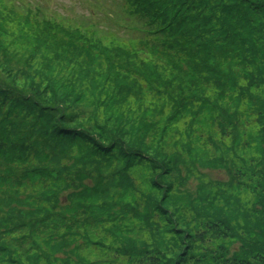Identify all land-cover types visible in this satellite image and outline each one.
<instances>
[{"label": "trees", "instance_id": "trees-1", "mask_svg": "<svg viewBox=\"0 0 264 264\" xmlns=\"http://www.w3.org/2000/svg\"><path fill=\"white\" fill-rule=\"evenodd\" d=\"M109 2L0 6V264H264V0Z\"/></svg>", "mask_w": 264, "mask_h": 264}, {"label": "rangeland", "instance_id": "rangeland-1", "mask_svg": "<svg viewBox=\"0 0 264 264\" xmlns=\"http://www.w3.org/2000/svg\"><path fill=\"white\" fill-rule=\"evenodd\" d=\"M23 4L21 6H15L16 10L21 11L22 14H27L24 9L27 4H30L29 7L32 8L31 12H35L36 9H43L44 12L51 18H57L58 23L64 25V27H76L81 26L82 21L86 19L84 16H88L91 19L92 23L97 24V34L104 38L106 36V41H109L112 36L116 37L119 41L129 42L134 41L137 38L139 32L133 31L128 27L130 25L129 20L124 18L123 14L128 17V13L123 7L121 11H117V14L112 13L114 10V6L105 5V3L109 4L111 0H20ZM11 0H0V6L2 3H6L10 5ZM119 2V0H117ZM3 5V4H2ZM20 5V4H19ZM117 9L121 8V4H117L115 6ZM93 10V11H92ZM92 11V12H91ZM113 15V16H112ZM122 15V16H121ZM112 16V23L108 20ZM119 20V22H118ZM125 23V25H124ZM134 24L133 21H131ZM1 25V24H0ZM142 26V25H141ZM7 33L3 28L0 27V37L7 38ZM8 39H5L7 42ZM22 48L28 49L22 45ZM3 73L0 71V80L3 79ZM132 110L135 111L141 105L151 106L152 104L146 100L142 103H136V97L129 96ZM150 99V97H149ZM161 99V104H162ZM160 103V101L158 102ZM129 106H126L128 108ZM125 110V108L123 109ZM168 114V112H167ZM200 175H202V179L209 181H225L228 177L225 171L221 170H201ZM200 183V182H199ZM197 180L193 179L191 181L192 186H197L199 184Z\"/></svg>", "mask_w": 264, "mask_h": 264}]
</instances>
